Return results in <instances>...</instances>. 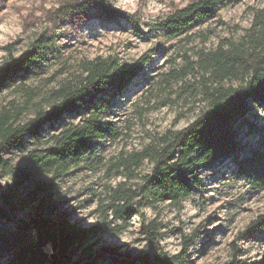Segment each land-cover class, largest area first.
Wrapping results in <instances>:
<instances>
[{
  "label": "rangeland",
  "instance_id": "374dc122",
  "mask_svg": "<svg viewBox=\"0 0 264 264\" xmlns=\"http://www.w3.org/2000/svg\"><path fill=\"white\" fill-rule=\"evenodd\" d=\"M191 1L0 0V64L27 50L35 49L39 55L25 78L0 92V112L8 113L16 123L32 118L39 109H48L57 101V92L75 84L91 60H106L119 70L129 68L141 56L150 60L101 114L120 133L115 140L97 146L102 165L92 159L69 166L48 189L45 215L52 207V219L63 215L80 227L97 223L100 198L119 179L108 175L103 164L120 152L140 150L167 129L186 126L202 104L197 80H202L203 72L196 64L200 53L213 51L225 39L238 38L254 11L264 7V0H226L211 18L196 21L179 35L169 36L158 28L167 14ZM102 5L130 18L110 17ZM81 119L79 114L65 115L54 126L44 127L40 142L25 137L20 147L2 149L0 159L16 166L30 150L49 148L45 139L55 128ZM245 121L249 126L244 125L241 138L252 145L264 126V107L254 106ZM150 168L144 162L140 172ZM201 181L199 190L180 206L163 202L155 209L144 208L146 217L161 226L159 249L167 255L181 254L184 264H264V231L245 235L249 223L264 214V187L240 178L231 161L204 169ZM13 182L14 177L0 168V196ZM37 206L38 201L16 217L38 213ZM129 221L120 234L109 230L98 234L90 255L77 253L71 262L114 264L109 255L101 254L104 247L117 249V264L143 254L146 241L140 233V220L132 215ZM195 234L199 237L183 252V238ZM8 262L7 257L0 259V264Z\"/></svg>",
  "mask_w": 264,
  "mask_h": 264
},
{
  "label": "trees",
  "instance_id": "16d2710c",
  "mask_svg": "<svg viewBox=\"0 0 264 264\" xmlns=\"http://www.w3.org/2000/svg\"><path fill=\"white\" fill-rule=\"evenodd\" d=\"M225 1L192 0L167 14L158 28L169 36L179 35L196 21L211 18ZM101 7L110 17L130 18ZM38 57L37 50L32 49L3 61L0 92L17 79L25 78ZM149 61L141 56L129 68L119 70L96 58L87 62L75 84L57 92V101L48 109L37 110L25 122L16 123L8 113L0 112V151L20 147L25 137L40 142L44 127L54 126L65 115L79 114L82 118L55 128L45 139L49 148L30 150L18 165L11 166L0 159V168L14 177L13 185L0 196V259L7 257L8 264H96L93 260L72 263L71 257L77 253L90 255L98 234L106 230L120 234L130 224L131 216L136 215L146 241L144 253L122 263L184 264L181 254L167 255L159 249L161 226L156 219L146 217L144 208L155 209L163 202L180 206L201 187V172L224 161H231L238 176L247 183L264 187V126L257 131L254 144L241 138L244 125L249 126L245 117L254 106L264 107L262 7L254 11L249 26L238 38L225 39L213 51L200 53L196 64L203 72L202 80H197L201 84L202 104L186 126L167 129L140 150L120 152L103 164L108 175L119 179L107 186L100 198L97 223L80 227L63 215L52 219V207L44 214L50 200L48 189L56 178L65 175L69 166L82 161L91 163L92 159L102 165V159L96 155L97 146L105 140H115L120 133L112 123L102 120L101 114ZM144 162L151 168L142 174ZM36 201L38 213L24 219L16 217ZM11 221L14 224L10 225ZM263 231L261 214L249 223L245 235L250 237ZM198 237H184L183 252ZM234 251L238 248L234 247ZM101 254L109 255L114 264L119 263L116 248H101Z\"/></svg>",
  "mask_w": 264,
  "mask_h": 264
}]
</instances>
